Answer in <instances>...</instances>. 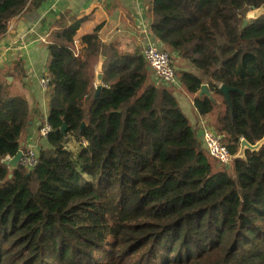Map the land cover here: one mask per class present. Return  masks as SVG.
Returning a JSON list of instances; mask_svg holds the SVG:
<instances>
[{"label":"trees","instance_id":"16d2710c","mask_svg":"<svg viewBox=\"0 0 264 264\" xmlns=\"http://www.w3.org/2000/svg\"><path fill=\"white\" fill-rule=\"evenodd\" d=\"M46 1L0 0V39ZM263 3L153 0L150 10L152 35L186 65L182 89L232 156L264 137V16L243 28ZM80 23L66 13L52 25V132L32 170L3 163L33 116L0 72V264H264V147L230 166L213 159L140 51L102 44L97 26L76 55Z\"/></svg>","mask_w":264,"mask_h":264},{"label":"crops","instance_id":"0c3cea01","mask_svg":"<svg viewBox=\"0 0 264 264\" xmlns=\"http://www.w3.org/2000/svg\"><path fill=\"white\" fill-rule=\"evenodd\" d=\"M152 1L47 0L37 11H26L12 20L7 33L0 39V72L11 74L6 77V81L12 78V82L7 81L12 95L25 98L33 116V121L20 142L22 150L34 146L38 152L39 144L44 143V149L48 146L47 139L39 136V127L49 116L47 89L42 85V80L47 73L52 25L66 13L81 20L75 37L76 54L84 50L82 38L91 34L97 26H102L99 32L102 44H115L116 49L128 54L141 52L140 49L144 48L148 39L157 41L151 32ZM151 80L154 84L161 85L156 83L153 74ZM173 92L182 113L189 120L204 148L201 127L204 124L210 126L212 120L200 116L194 105V97L188 95L181 85L174 87Z\"/></svg>","mask_w":264,"mask_h":264},{"label":"built area","instance_id":"2783aa9c","mask_svg":"<svg viewBox=\"0 0 264 264\" xmlns=\"http://www.w3.org/2000/svg\"><path fill=\"white\" fill-rule=\"evenodd\" d=\"M142 54L153 72L156 83L167 88L180 86L176 76V70L172 65L171 55L165 50L162 44L148 39L144 45ZM42 85L47 89V79L44 78L42 80ZM47 120L39 127V136L42 139H47L52 132V127ZM201 134L203 146L208 154L222 165L230 166L234 161L233 156L230 155L228 149L222 144L221 138L216 134L214 129L211 126L204 124L201 127ZM22 152L23 157L19 166L25 170H32L37 164L36 148L30 146L23 149Z\"/></svg>","mask_w":264,"mask_h":264},{"label":"water","instance_id":"95a60500","mask_svg":"<svg viewBox=\"0 0 264 264\" xmlns=\"http://www.w3.org/2000/svg\"><path fill=\"white\" fill-rule=\"evenodd\" d=\"M264 16V3L260 8H252L247 14H246V18L243 22V28L247 27L248 23L252 20H258L260 18H262ZM106 62V58L105 57H101L98 63V74H97V81H96V95L95 97H97L101 91V89L103 88L102 86V81H103V67L104 64ZM7 81L10 83L12 82V78H8ZM220 91L221 93L225 96L227 102L229 103V95L230 92L232 91L230 88L226 87V86H222L220 87ZM199 96H208L212 101H213V97L210 95V92L208 90V87L206 85L202 86V90L199 93ZM31 125V123L29 124ZM66 126H63L61 128V132L65 133L66 132ZM264 147V137L257 142L256 144L252 145L250 144L248 141H246L245 139L241 140L240 143V149L239 152L236 156H233V160H246V152H259L262 148ZM23 157V152L20 149L18 151V153L16 154L15 157L10 158L5 160L3 163L4 165L8 166L10 169L12 170H16L19 165H20V161ZM10 178H12V176L10 175Z\"/></svg>","mask_w":264,"mask_h":264},{"label":"rangeland","instance_id":"374dc122","mask_svg":"<svg viewBox=\"0 0 264 264\" xmlns=\"http://www.w3.org/2000/svg\"><path fill=\"white\" fill-rule=\"evenodd\" d=\"M140 50H141V52H142V51H143V48H141ZM172 62H173V66H174L175 70H176L179 66H180V67L186 66L184 63H182V62H180V61L172 60ZM188 66H189V65H188ZM188 68H190V67H188ZM176 72H177V70H176ZM209 124H210V126L213 128V120L210 121ZM68 147H69L73 152L76 151L75 143H74L73 141L69 143ZM38 149H39V150H40V149H44V143L39 144V148H38ZM37 156H38V152H37Z\"/></svg>","mask_w":264,"mask_h":264}]
</instances>
